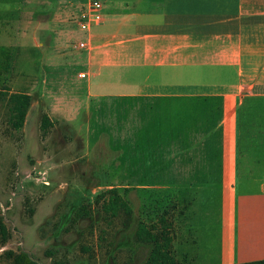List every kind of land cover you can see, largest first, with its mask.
I'll list each match as a JSON object with an SVG mask.
<instances>
[{"label":"crops","instance_id":"crops-1","mask_svg":"<svg viewBox=\"0 0 264 264\" xmlns=\"http://www.w3.org/2000/svg\"><path fill=\"white\" fill-rule=\"evenodd\" d=\"M89 1L53 0L49 27L66 44L85 37L78 78L121 82L87 97L123 101L141 178L163 173L186 205L171 215L174 253L213 225L219 264L264 260V0H100L102 21L83 32Z\"/></svg>","mask_w":264,"mask_h":264},{"label":"rangeland","instance_id":"rangeland-1","mask_svg":"<svg viewBox=\"0 0 264 264\" xmlns=\"http://www.w3.org/2000/svg\"><path fill=\"white\" fill-rule=\"evenodd\" d=\"M52 1L0 0V222L10 235L5 243L0 237V264H14L10 253L40 264H144L151 247L136 239L138 223L152 224L164 212L182 215L186 205L163 173L141 178L139 150L125 141L123 101L87 97L90 83L94 95L121 93L122 84L78 78L86 70L74 44L85 37L74 33L66 44L54 35L59 27L49 25L57 12L45 10ZM18 93L32 97L19 130L9 104ZM44 115L53 123L46 134ZM132 136L138 145V131ZM113 188L133 208L128 226L126 216L109 219L96 204ZM214 228L198 245L177 248L180 264H219Z\"/></svg>","mask_w":264,"mask_h":264},{"label":"trees","instance_id":"trees-1","mask_svg":"<svg viewBox=\"0 0 264 264\" xmlns=\"http://www.w3.org/2000/svg\"><path fill=\"white\" fill-rule=\"evenodd\" d=\"M31 103L32 97L28 94L18 93L10 96L9 104L12 113L10 123L15 129L19 130L25 125ZM52 127V121L47 115H44L41 121L42 132L46 134ZM96 204L101 206L102 212L109 219L114 220L121 215L126 216L125 226H128L133 215V208L118 189L113 188L101 193L96 199ZM83 212V215H88L84 209ZM135 236L139 242L151 247L144 264H180L174 254L175 235L169 213L164 212L152 224L139 222ZM0 237L2 243H5L10 237L7 227L2 222H0ZM10 254L14 264H40L25 253ZM55 264L64 263L56 262ZM243 264H264V260Z\"/></svg>","mask_w":264,"mask_h":264},{"label":"built area","instance_id":"built-area-1","mask_svg":"<svg viewBox=\"0 0 264 264\" xmlns=\"http://www.w3.org/2000/svg\"><path fill=\"white\" fill-rule=\"evenodd\" d=\"M102 9L103 5L100 0H90L86 10L81 15L79 28L83 32H89L90 27L99 24L102 21ZM86 47L85 43H81L79 48L83 49ZM80 79L87 78V75L81 73L79 75Z\"/></svg>","mask_w":264,"mask_h":264}]
</instances>
